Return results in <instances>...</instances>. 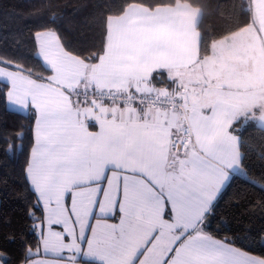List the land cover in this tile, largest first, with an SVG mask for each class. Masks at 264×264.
<instances>
[{
    "label": "snow or ice",
    "instance_id": "6c2138e0",
    "mask_svg": "<svg viewBox=\"0 0 264 264\" xmlns=\"http://www.w3.org/2000/svg\"><path fill=\"white\" fill-rule=\"evenodd\" d=\"M231 8L251 22L206 38L197 0H104L86 51L58 34L54 11L34 34L41 69L0 56V97L31 117L38 235L20 264H264L208 231L249 168V128L264 164V0Z\"/></svg>",
    "mask_w": 264,
    "mask_h": 264
},
{
    "label": "trees",
    "instance_id": "16d2710c",
    "mask_svg": "<svg viewBox=\"0 0 264 264\" xmlns=\"http://www.w3.org/2000/svg\"><path fill=\"white\" fill-rule=\"evenodd\" d=\"M101 2L104 0H0V56L10 58L14 68L19 61L34 70L41 69L34 34L45 30L41 26L53 19L54 11L58 13L55 16L58 34L77 50L86 51L97 43V5ZM107 2L118 7L124 0ZM197 3L204 6L200 23L206 38H219L237 30L238 22L241 26L251 22L249 15L233 12V0H197ZM4 84L0 80V88ZM30 123L28 113L11 110L0 97V252L8 254L10 264H20L26 246L35 248L37 236L31 231L33 218L28 215L34 197L24 174L32 142ZM21 126L24 134L18 139L14 133ZM244 135L250 138L249 168L245 175H236L230 181L216 202L208 231L218 239L233 238L236 246L252 254H262L264 239L260 233L264 231V212L255 205L264 200V189L251 183L253 177L264 183L261 142L259 133L251 128ZM9 236L14 239H7Z\"/></svg>",
    "mask_w": 264,
    "mask_h": 264
},
{
    "label": "crops",
    "instance_id": "0c3cea01",
    "mask_svg": "<svg viewBox=\"0 0 264 264\" xmlns=\"http://www.w3.org/2000/svg\"><path fill=\"white\" fill-rule=\"evenodd\" d=\"M36 52H38V46H37V50H36ZM37 56H38V55H37ZM14 69H15V68L12 67V70H14ZM0 80L3 81L2 78H0ZM3 82H4V81H3ZM7 106H8V108H10L11 110L18 111V112H21V113H26V112H23L22 110H18V109L16 108L15 105L8 104ZM237 175L243 176L242 173H238ZM37 223H38V222H37ZM56 227H57V230H59V226H56ZM37 235H38V232H37ZM32 251L34 252V251H35V248H34ZM41 251H42V250H41ZM39 258H45V257H43L42 255H41V256H33V257H32V259H39Z\"/></svg>",
    "mask_w": 264,
    "mask_h": 264
},
{
    "label": "rangeland",
    "instance_id": "374dc122",
    "mask_svg": "<svg viewBox=\"0 0 264 264\" xmlns=\"http://www.w3.org/2000/svg\"><path fill=\"white\" fill-rule=\"evenodd\" d=\"M243 175H245L244 173H242Z\"/></svg>",
    "mask_w": 264,
    "mask_h": 264
}]
</instances>
